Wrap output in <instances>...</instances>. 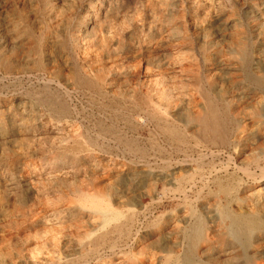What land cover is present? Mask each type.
Wrapping results in <instances>:
<instances>
[{"label": "rangeland", "instance_id": "1", "mask_svg": "<svg viewBox=\"0 0 264 264\" xmlns=\"http://www.w3.org/2000/svg\"><path fill=\"white\" fill-rule=\"evenodd\" d=\"M0 7V264H264V0Z\"/></svg>", "mask_w": 264, "mask_h": 264}, {"label": "bare ground", "instance_id": "2", "mask_svg": "<svg viewBox=\"0 0 264 264\" xmlns=\"http://www.w3.org/2000/svg\"><path fill=\"white\" fill-rule=\"evenodd\" d=\"M1 8V7H0ZM87 11V10H86ZM85 17V16H84ZM91 17V16H90ZM86 19V18H85ZM85 21V20H84ZM87 21H89V20H87ZM92 24V23H91ZM94 24V23H93ZM85 25V24H84ZM1 33V32H0ZM81 34H82V32H81ZM116 34V33H115ZM81 37V36H80ZM3 38V37H2ZM6 38V37H5ZM75 38V37H74ZM81 39V38H80ZM5 40V39H4ZM1 42V41H0ZM4 42V41H3ZM11 44V43H10ZM3 51V50H2ZM243 51V50H242ZM1 52V51H0ZM4 53V52H3ZM241 53V52H240ZM7 54V53H6ZM239 54V53H238ZM5 55V54H4ZM102 55V54H101ZM243 55V54H242ZM40 57H41V55H40ZM4 58H5V56H4ZM13 59V58H12ZM11 60V59H10ZM6 61V60H5ZM11 62V61H10ZM16 62V61H15ZM42 63V62H41ZM12 64V63H11ZM18 65V64H17ZM38 65H39V63H38ZM41 65H43V64H41ZM19 66V65H18ZM4 67V66H3ZM14 67V66H13ZM4 75V74H3ZM254 78V77H253ZM257 79V78H256ZM258 80V79H257ZM262 80V79H261ZM260 80V81H261ZM259 83V82H258ZM261 83V82H260ZM262 85V84H261ZM264 85V84H263ZM207 100V99H206ZM202 113H204L203 111H202ZM217 114V113H216ZM215 114V115H216ZM225 115V114H224ZM203 116H204V114H203ZM228 117V116H227ZM226 117V118H227ZM221 118V117H220ZM208 120V119H207ZM227 120V119H226ZM201 121V124L202 125H204V127H206V122L204 121V119H202V120H200ZM211 121V120H210ZM209 122V121H208ZM221 122H222V119H221ZM226 122V121H225ZM197 123H198V121H197ZM210 123V122H209ZM222 124V123H221ZM197 125V124H196ZM201 126V125H200ZM208 126V125H207ZM220 126V125H219ZM199 127V126H198ZM210 127V126H209ZM183 128V127H182ZM208 128V127H207ZM223 128V127H222ZM200 129H202V128H200ZM212 129H214V127L212 128ZM204 130V129H203ZM210 130V129H209ZM201 132H202V130H201ZM207 132V131H206ZM225 132V131H224ZM209 133V132H208ZM222 133H223V131H222ZM204 134V133H203ZM221 134V133H220ZM208 135V134H207ZM215 136V135H214ZM221 136V135H220ZM219 136V137H220ZM214 138V137H213ZM223 138V137H222ZM227 139V138H226ZM215 140V139H214ZM224 141V140H223ZM227 141V140H226ZM223 145H224V143H223ZM217 154H218V152H217ZM216 154V155H217ZM226 157H228V156H226ZM229 159V158H228ZM230 160L232 161V156L230 157ZM231 163H229V165H230ZM235 164V163H234ZM183 165V164H182ZM236 167V166H235ZM213 168V167H212ZM227 168V170H228V167H225V169ZM238 168V167H237ZM235 169V168H234ZM239 169H241V168H239ZM238 169V170H239ZM246 169V168H245ZM244 169V170H245ZM263 169H264V167H263ZM211 170H213V169H211ZM249 170H251V169H249ZM213 171H215V170H213ZM220 171V170H219ZM219 171H217L218 173H219ZM212 172V171H211ZM210 172V173H211ZM223 173H224V169H223V171H222ZM240 172H242V174H243V169H242V171H240ZM234 173V172H233ZM235 173H237V172H235ZM247 173V172H246ZM249 173V172H248ZM247 173V174H248ZM262 173H263V175H262V177L261 178H263L264 177V170H262ZM245 174V173H244ZM210 175V174H209ZM216 175V174H215ZM214 175V176H215ZM250 175H251V173H250ZM249 175V176H250ZM199 176H201L200 174H199ZM233 176V175H232ZM245 176V175H244ZM248 176V177H249ZM252 176H254L253 174H252ZM251 176V177H252ZM255 176L256 177H254V179L255 178H257L258 179V175H256V173H255ZM203 177V176H202ZM238 177V176H237ZM246 177H247V175H246ZM251 177H249V178H251ZM200 178V177H199ZM205 178V177H204ZM230 178H231V176H230ZM236 178V177H235ZM260 178V177H259ZM208 179V178H207ZM211 179V178H210ZM233 179V178H232ZM252 179V178H251ZM202 180V179H201ZM263 180V179H262ZM230 181V180H229ZM234 181V180H233ZM232 181V182H233ZM253 181V180H252ZM264 181V180H263ZM228 182V181H227ZM257 182V181H256ZM207 183H209V181L207 182ZM206 183V184H207ZM220 183H222V181L220 182ZM225 183V182H224ZM260 183V182H259ZM187 184H189V183H187ZM212 184V183H211ZM229 184V183H228ZM232 184V183H231ZM183 186V185H182ZM193 186H195V185H193ZM204 186H205V184H204ZM207 187V186H206ZM180 188V187H179ZM190 188H191V186H190ZM231 188V187H230ZM202 189V188H201ZM179 190V189H178ZM219 190V189H218ZM214 191V190H213ZM216 191V190H215ZM233 191H235V190H233ZM220 192V191H219ZM222 193V192H221ZM234 193V192H233ZM217 194H219V193H217ZM214 195V194H213ZM229 195V194H228ZM234 196V195H233ZM186 197V196H185ZM185 197H184V199H185ZM228 197V196H227ZM258 198H260V197H258ZM229 199H230V197H229ZM257 199V198H256ZM233 201V200H232ZM260 206V205H259ZM225 207V206H224ZM228 207V206H227ZM257 207V206H256ZM229 208V207H228ZM261 208H262V205H261ZM224 209V208H223ZM263 209V208H262ZM231 212V211H230ZM236 212V211H235ZM246 212V211H245ZM242 214V213H241ZM197 215V214H196ZM199 215V214H198ZM207 215V214H206ZM189 216H190V214H189ZM203 216V215H202ZM201 216V217H202ZM205 216V215H204ZM208 216V215H207ZM252 216V215H251ZM255 216V215H254ZM254 216H252L253 218H255ZM109 217V216H108ZM112 217H113V214H112ZM238 217V216H237ZM237 217H234V216H229V215H223L221 218H219V221H221V228H222V230L224 231V234L229 238V239H231L232 241H234V242H239V240H241L242 238H243V240L245 241V239L244 238H250V237H252V232H254V230L255 229H258V226H257V224H255L256 223V221L254 222V219H252V217L251 218H237ZM248 217V216H247ZM131 218H133V217H131ZM192 218V217H191ZM196 218V217H195ZM198 218H200V217H198ZM198 218H196L195 219V222L194 223H189L191 226H190V230H189V232H188V234L186 235V237H184L185 239H186V242H187V257H185V259L184 260H186L189 264H194V262H192V260H193V255L194 254H196V252H197V248L196 247H198V245L200 244V243H202L203 241H207L206 240V237H207V234H206V232L204 233V234H202L203 232L201 231V229H200V225H199V221H197V219ZM202 218H204V217H202ZM256 219V218H255ZM132 221V220H131ZM146 221V220H145ZM209 221V220H208ZM261 221V220H260ZM129 223H130V221H129ZM185 223H187V222H185ZM182 224H184V223H182ZM188 224V225H189ZM209 225H211L210 223H209ZM207 226V225H206ZM187 227V226H186ZM122 228H123V226H122ZM128 228V227H127ZM264 228V227H263ZM130 229V228H129ZM116 230V229H115ZM262 230V229H261ZM128 231V230H127ZM112 233V232H111ZM137 233V232H136ZM221 233V232H220ZM122 234V233H121ZM140 234V233H139ZM182 235V234H181ZM123 236V235H122ZM130 236V235H129ZM183 236V235H182ZM100 238H103V237H100ZM122 238V237H121ZM182 238V237H181ZM253 238V237H252ZM184 240V239H183ZM214 240V239H213ZM103 241V240H102ZM241 242V241H240ZM94 243V242H93ZM116 243V242H115ZM183 243V242H182ZM96 244V243H95ZM94 244V245H95ZM111 244V243H110ZM246 244V243H245ZM210 245V244H209ZM184 246V245H183ZM247 246V248L249 247L248 245H246ZM208 247V246H207ZM94 248V247H93ZM246 248V247H245ZM244 248V250H246ZM184 249V248H183ZM183 249H182V251H183ZM112 250V249H111ZM110 250V251H111ZM186 250V249H185ZM247 251V250H246ZM246 251H245V253H246ZM242 252V251H241ZM183 253V252H182ZM186 254V253H185ZM241 254V253H240ZM244 254V253H243ZM95 255V254H94ZM176 255H178V254H176ZM182 255V254H181ZM183 255H184V253H183ZM182 255V256H183ZM188 255H190V257L188 256ZM205 255H206V253H205ZM182 256H181V258H182ZM197 255H195V257H196ZM201 256V255H200ZM198 257V256H197ZM202 257V256H201ZM177 258H178V256H177ZM184 258V257H183ZM200 259V258H199ZM175 260V259H174ZM179 260V259H178ZM174 262V261H173ZM182 262V261H181ZM196 262V261H195ZM198 262V261H197ZM207 262V261H206ZM205 262V263H206ZM208 263V262H207ZM170 264V263H169ZM181 264V263H180Z\"/></svg>", "mask_w": 264, "mask_h": 264}]
</instances>
